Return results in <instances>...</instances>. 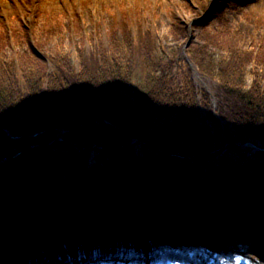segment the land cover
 I'll return each mask as SVG.
<instances>
[{
	"label": "trees",
	"instance_id": "trees-1",
	"mask_svg": "<svg viewBox=\"0 0 264 264\" xmlns=\"http://www.w3.org/2000/svg\"><path fill=\"white\" fill-rule=\"evenodd\" d=\"M223 26L224 33L214 35L205 30L202 35L209 42L215 38L224 55L210 52L206 43L187 50L199 71L216 82L218 116L205 91L200 92L197 101L198 92L186 64L177 79L171 75L173 57L155 44L149 31L140 29L135 36L125 29L121 40L113 31L107 44L100 42L89 55L77 48L76 69L66 48L56 45L46 49L41 39L56 35L57 19L50 18L37 27L41 35L35 27L33 40L22 24L10 34L3 28L0 159L15 149L42 143L60 130H71L93 119H106L126 134L182 155L203 156L227 142L248 138L264 145V40L249 43L243 34L227 24ZM10 35L16 46L14 53ZM168 35L173 39L186 36L184 23L175 15ZM128 142V138L102 124L66 134L61 141L1 167L0 200L12 199L15 206L18 198L46 191L55 196L68 191V185L75 186L73 194L80 200L86 185L97 181L102 184L104 200L131 197L135 202L138 198L132 183L136 179L141 197L148 195L152 205L158 201L168 206L177 195L163 187L153 191L155 176L158 179L166 175L173 181L201 176V168L190 160L165 156L147 145L115 151L87 150L95 145L122 146ZM214 162L219 168L209 164L205 171L212 178L211 187L191 197L195 208H220L225 214L264 223V152L247 158L231 151ZM147 172H151L149 177ZM230 180L235 184L229 198L214 193L216 185L226 186ZM114 183L123 194L110 186ZM90 197L98 199V194L93 191Z\"/></svg>",
	"mask_w": 264,
	"mask_h": 264
},
{
	"label": "rangeland",
	"instance_id": "rangeland-1",
	"mask_svg": "<svg viewBox=\"0 0 264 264\" xmlns=\"http://www.w3.org/2000/svg\"><path fill=\"white\" fill-rule=\"evenodd\" d=\"M207 1L0 0V31L3 26H5V29L18 27L19 23L26 26L29 31H34V27H41L50 18L57 19L59 24L62 21L61 32L52 36L49 40L41 39H43L46 49L57 44L66 48L72 62L76 59L75 47L83 48L84 45L85 50L89 51L91 43L86 44L84 37L87 38L93 34L99 25H101L103 31V40L106 41V31L110 26L112 27L116 17H122L127 22L128 27H131L129 23L131 20H140V24L144 29L152 31L154 36L162 40L167 53L170 55L175 53V65L172 69V75L177 78L178 71L183 67L184 55L182 51L187 38L182 40L163 39L162 36L167 33L169 27V9H172L173 13L183 21L190 22L210 9L206 5ZM204 2L206 7H203ZM213 6L215 4H212ZM225 7V11L222 12L224 18L223 15L221 18L214 17L213 21L208 22V27L197 29V35L195 34L191 41L194 47L209 43V47H212V49H219L220 47L214 44L215 38H211L209 42L208 37H204L202 33L205 30L214 35L224 33L222 30L225 26L221 27L222 23L230 26L231 30L243 31L244 34L248 33L246 37L248 41L263 39L264 0H233L232 3H227ZM77 25L81 29L79 30V26L77 27L79 33L76 32ZM37 27V35H41ZM72 31L74 37L70 35ZM118 31H122L121 26H118ZM76 67L78 66L76 65ZM202 80L204 83L197 81L199 87L203 88V85H206L209 91L213 92L215 90L216 85L214 82ZM253 176L257 177L255 174ZM200 179L207 183L212 181L211 178L205 175H202ZM161 182L163 184L168 183L164 176L161 177ZM233 182L234 180L230 181V186ZM184 185L186 187L178 185L175 186V189L186 188L188 191H198L197 193L204 191L202 186ZM100 186V183L93 182L86 188L84 199L87 202H84L80 208H77L76 204L70 205L62 197H58L60 203L46 200V205L43 206L40 202H34L35 195L32 196L30 212L27 214L34 222V231L36 232H33L37 234L40 230L39 232L42 233L35 236V241L41 246V251L45 255L47 254L44 251H48V249H45L47 244L44 246L43 239L49 235L47 231H49L50 220H53L55 212L60 221V234L62 237L66 235L68 238V235L74 233L80 242H84L81 237L87 235L88 238L89 233L94 232V242H105L107 248L102 251L109 253L101 255L102 259L96 261L98 263L110 260L117 264L118 258L129 256L131 264H176L177 262L192 264L188 262H191L189 258L193 256L194 259H202L203 264L207 262V264H264V223L251 218L246 220L236 219V225L232 228L225 219L221 218L219 211L212 213L195 211L193 205H186L184 199L180 200L183 204H179L177 200L174 201L177 203L172 204L174 207L168 212L159 213L157 211L154 212L153 216L145 211L141 216L142 222L139 225L133 217L137 216L141 202H138V200L134 202L133 199L123 200L124 202L116 201L112 208L110 207V213L112 219H115L118 223L114 226L110 223V229L107 231L105 223L108 220V215H110L108 206L106 207L101 201L99 203L95 199L94 201L88 198L92 189L100 193ZM110 186L119 189L115 183ZM133 188L134 194L139 197L141 191L136 181ZM157 188L158 184H155L153 191ZM148 189L147 186V191ZM185 199H190V197ZM73 206L75 209L72 208ZM26 208L21 206L10 215L11 211L7 202L5 200L0 202V257H4V254L1 253L6 249L10 251L14 249L15 242H9L8 238L13 239L21 233L26 223L24 218ZM127 212L133 213L132 218L129 217L128 219ZM158 216L162 219L159 220ZM17 217H20V219H17ZM31 238H34V235ZM52 241L48 237L49 245ZM113 243L117 245L115 248L119 249L117 252L110 247ZM125 244H129L130 248L125 247ZM87 246L89 245L84 242L81 248ZM64 248L73 249L68 247L67 242H65ZM196 252H199V254H194ZM212 256H214L213 259ZM89 257L83 258V256H80L75 257L74 260L70 258L66 259L67 262L62 260L61 262L68 264V261H81V264H87L86 261L90 259Z\"/></svg>",
	"mask_w": 264,
	"mask_h": 264
},
{
	"label": "water",
	"instance_id": "water-1",
	"mask_svg": "<svg viewBox=\"0 0 264 264\" xmlns=\"http://www.w3.org/2000/svg\"><path fill=\"white\" fill-rule=\"evenodd\" d=\"M190 65L192 67V71H193L194 75L196 77H198L199 74L197 72V69L192 64H190ZM95 123H97V124H105V125L113 128L119 134L126 135V134L122 133L118 128L113 126L110 122H108L106 120H103V119H95V120H92V121H90L88 123H85V124H83V125H81L79 127H76V128H74V129H72L70 131L61 130L56 137H53L52 139H50V140H48V141H46L44 143H41V144H38V145H32V146L26 147L24 149H19V150L14 151L12 154H10L7 157H5L2 160H0V167L4 166L5 164H7L8 162H10V161H12L14 159H17L19 157H22V156L28 154L29 152H32V151L40 149V148L47 147L49 144L60 140L61 137L64 134L80 133L81 131H83L84 129L88 128L90 125L95 124ZM126 136L129 137L130 140H131L128 145L123 146V147H101V149H104V150H119V149H124V148H127L129 146L136 145V144H144V145H150V146L155 147L156 149H158L159 151H161L165 155H168V156H179V157L185 158V159H192L193 161H207L209 159L221 156L227 150H230L232 148L239 149V150H241L244 153L246 151H248V150H250L252 152H254L256 150H263L264 151V146H261L259 143H256L254 141L247 140V141L239 143V144L231 143V144L225 145V146H223V147L215 150L214 152H212V153H210V154H208L206 156H203V157L181 156V155H178V154H176L174 152L166 151V150L162 149L161 147H159L158 145H156L155 143H153L151 141H148V140H145V139H142V138H138V137H132V136H129V135H126Z\"/></svg>",
	"mask_w": 264,
	"mask_h": 264
},
{
	"label": "bare ground",
	"instance_id": "bare-ground-1",
	"mask_svg": "<svg viewBox=\"0 0 264 264\" xmlns=\"http://www.w3.org/2000/svg\"><path fill=\"white\" fill-rule=\"evenodd\" d=\"M43 242H44V246H45V244H47V246H45V249H48V248H51V245H49L48 244V236L47 237H45L44 239H43ZM46 242V243H45ZM48 245H49V247H48ZM8 255H9V252H8ZM10 256V255H9ZM62 263V262H61ZM86 263L87 264H99L98 262H96V261H94V260H88V261H86ZM36 264H46L45 262H43V261H40V262H37ZM54 264H56V263H54ZM64 264V263H63ZM71 264H81V261H80V263L79 262H77V261H71ZM101 264V263H100Z\"/></svg>",
	"mask_w": 264,
	"mask_h": 264
}]
</instances>
